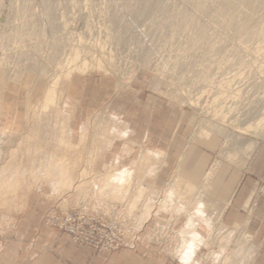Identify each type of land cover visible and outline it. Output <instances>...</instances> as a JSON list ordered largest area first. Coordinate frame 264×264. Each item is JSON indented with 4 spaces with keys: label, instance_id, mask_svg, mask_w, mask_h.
Here are the masks:
<instances>
[{
    "label": "rangeland",
    "instance_id": "rangeland-1",
    "mask_svg": "<svg viewBox=\"0 0 264 264\" xmlns=\"http://www.w3.org/2000/svg\"><path fill=\"white\" fill-rule=\"evenodd\" d=\"M81 62L87 71L70 74ZM53 79L56 95L39 112ZM147 100L185 111L181 151L199 150L197 135L214 145L207 171L264 162V127L259 135L243 129L264 117V0H0V231L30 196H40L39 221L28 226L56 231L99 257L141 246L155 248L157 264H190L194 251L204 249L197 260L208 252L207 230L198 227L200 236H193L203 223L190 200L200 189L181 178V191H166L172 174L154 187L162 153L134 141L126 117L112 111L116 103L132 104L136 118L148 119ZM101 101L107 109L94 108ZM69 215L82 217L80 232L105 234L121 246L75 242L57 225ZM173 222L172 233L184 232L182 252L163 247ZM239 242L246 252H232L230 264H248L259 251Z\"/></svg>",
    "mask_w": 264,
    "mask_h": 264
},
{
    "label": "crops",
    "instance_id": "crops-1",
    "mask_svg": "<svg viewBox=\"0 0 264 264\" xmlns=\"http://www.w3.org/2000/svg\"><path fill=\"white\" fill-rule=\"evenodd\" d=\"M147 102L146 105H151V109H145L150 114L148 119L136 118L137 108L132 104L116 103L112 111L126 117L128 125L131 124L133 127V135L138 134L134 141L162 153L163 164L153 182L154 187L158 188L173 173L183 152L181 149L185 147L187 140L185 138L187 120L182 109L169 107L160 101ZM138 103L142 104L141 101ZM96 105L94 108L99 110L108 107L103 101ZM135 119L139 120L138 123H135ZM159 126L161 130L157 129ZM137 127L143 129L139 130ZM194 141L201 148L187 149L186 153L183 152L185 155L181 166L184 182L189 187H198L202 183L211 159L208 149L214 147L198 135ZM206 196L214 206L210 212H223L225 221L231 225L247 220V230L259 246V251L251 264H264V162L250 168H240L230 163L221 164L208 185ZM40 201H42L40 196L33 199L30 196L23 209L8 218L5 229L0 231V264H157L153 247L137 246L134 251L120 250L99 257L89 248L74 247L67 236L56 231L31 228L28 226L29 222L39 221L41 209L37 204ZM198 227L201 229V224ZM49 249L52 253L47 252ZM160 263L174 264L170 260H163Z\"/></svg>",
    "mask_w": 264,
    "mask_h": 264
},
{
    "label": "bare ground",
    "instance_id": "bare-ground-1",
    "mask_svg": "<svg viewBox=\"0 0 264 264\" xmlns=\"http://www.w3.org/2000/svg\"><path fill=\"white\" fill-rule=\"evenodd\" d=\"M53 13V12H52ZM52 15V14H51ZM44 16V15H43ZM53 18V17H52ZM54 20H56V19H54ZM51 22V21H50ZM61 22V21H60ZM41 24V23H40ZM53 24V23H52ZM53 27V26H52ZM62 27V26H61ZM71 52V51H70ZM25 53V52H24ZM71 53H73V52H71ZM74 53H75V51H74ZM88 53V52H87ZM91 54V53H90ZM96 54V53H95ZM27 55V54H26ZM72 55V54H71ZM78 55V54H77ZM25 56V55H24ZM75 56V55H74ZM74 56L72 55V58H74ZM102 56V55H101ZM100 56V57H101ZM19 57H20V55H19ZM36 57V56H35ZM71 57V56H70ZM99 57V56H98ZM21 58V57H20ZM30 58V57H29ZM77 58V57H76ZM107 58V57H106ZM91 59V58H90ZM75 60V59H74ZM83 60V59H82ZM92 60V59H91ZM100 60V59H99ZM21 61V60H20ZM89 61V60H88ZM35 63V62H34ZM37 63V62H36ZM82 64H79L78 63V65L79 66H77V64H76V67H74L71 71H70V74H84L86 71H87V68H88V66L86 65V63H83V62H81ZM89 63V62H88ZM92 63V62H91ZM20 64V63H19ZM22 64V63H21ZM2 65H4V64H2ZM26 65V64H25ZM72 65V64H71ZM73 67V66H72ZM101 65H100V63L99 64H97L96 66H95V68L97 69V70H100L101 69ZM114 67V66H113ZM104 68V67H103ZM116 68V67H115ZM118 68V67H117ZM2 69V68H1ZM89 69H90V67H89ZM107 69V68H106ZM110 69V68H109ZM114 69V68H113ZM92 70V69H91ZM104 70V69H103ZM115 70V69H114ZM101 71V70H100ZM41 72V71H40ZM65 72H67V71H65ZM131 72V71H130ZM157 72V71H156ZM118 73V72H117ZM66 74V73H65ZM68 74V73H67ZM69 74V75H70ZM40 75V74H39ZM167 76V75H166ZM68 77H70V76H68ZM68 77H65L67 80H68ZM64 78V79H65ZM48 79V78H47ZM57 80V79H56ZM53 81H54V79H53ZM51 82V81H50ZM52 83V84H51ZM50 84V86L45 90V92H44V97H43V102H42V104H41V107L39 108V106H38V108L40 109L39 110V112L40 111H43V110H45L46 108H47V106H48V102L49 101H51V100H53L54 99V97H55V95H56V90H57V82L56 81H54V82H51ZM259 99V98H258ZM214 100V99H213ZM250 103V102H249ZM254 104V103H253ZM260 105V104H259ZM252 106V105H251ZM254 106V105H253ZM248 108V107H247ZM34 109H36L35 107H34ZM242 112V111H241ZM258 113V112H257ZM264 115V114H263ZM71 116V115H70ZM253 116V115H252ZM256 116V115H255ZM261 116V115H260ZM248 117V116H247ZM246 118V117H245ZM264 117H262L261 119H258V120H256V122H254L255 124L253 125L252 124V126L251 127H248L250 130H248L246 127L245 128H243L244 129V132L246 131H248V132H250V133H252V135L254 134V135H259L260 134V132H261V129L264 127V119H263ZM242 120H244V119H242ZM241 120V121H242ZM246 120V119H245ZM232 123V122H231ZM252 123V122H251ZM95 124V123H94ZM97 124V123H96ZM229 124V123H228ZM235 124V123H234ZM98 125V124H97ZM251 125V124H250ZM94 126H96V125H94ZM247 126V125H246ZM86 127V126H85ZM86 131V128L84 129V133L82 134L81 132H80V134L82 135H78L80 138H82L83 137V135H84V139H85V132ZM243 131V130H242ZM241 131V132H242ZM264 131V130H263ZM118 132V131H117ZM241 132H239V133H241ZM262 133V132H261ZM121 134V133H120ZM244 135V134H243ZM235 137V136H234ZM264 137V136H263ZM84 139H81L82 141H80L82 144L84 143L83 142V140ZM238 139V138H237ZM242 139V138H241ZM260 139H261V137H260ZM263 139V138H262ZM80 140V139H79ZM111 140H113V136L111 137ZM115 140V139H114ZM85 141V140H84ZM88 141V140H87ZM86 141V142H87ZM190 141V140H189ZM85 142V143H86ZM81 143H79V144H81ZM79 144H77V145H79ZM87 144V143H86ZM80 146V145H79ZM81 147H82V145H81ZM83 147H84V145H83ZM86 147V146H85ZM77 148H78V146H77ZM81 149H83V148H81ZM81 151V150H80ZM184 151V150H183ZM79 152V151H78ZM28 156H30L29 154H28ZM29 158V157H28ZM34 158V157H33ZM42 158V157H41ZM159 158V157H158ZM141 159V158H140ZM145 160V159H144ZM158 160V159H157ZM183 160H184V155L182 154L181 156H179V161H178V163H176L177 165H176V167H175V169L173 170V173H172V175L170 176V179L168 180V182L166 183V185L164 186V188L166 187V191H168V190H170L169 192H171L172 193V191L173 190H175V189H177V190H175V191H179L180 189H178V186L180 185L179 183H180V180H181V178L183 179V172H182V169H181V166H182V163H183ZM142 161V160H141ZM141 161H138V163L140 164L141 163ZM148 161H149V158H148ZM30 162V161H29ZM29 162H28V164H29ZM33 162H34V160H33ZM145 162V161H144ZM147 162V161H146ZM31 163H32V161H31ZM147 163H149V162H147ZM38 164V163H37ZM75 164V163H74ZM151 161H150V163L148 164V165H146V166H151ZM160 164H161V162H160ZM41 165V164H40ZM70 165L71 164H69L68 166L70 167ZM159 165V164H158ZM157 165V166H158ZM29 166H31V165H29ZM33 166V165H32ZM31 166V167H32ZM136 166V165H135ZM138 166V165H137ZM156 166V167H157ZM20 167V166H19ZM68 167V168H69ZM73 167V166H72ZM154 166H152V168H153ZM212 167H214L215 168V165L214 166H212ZM38 168V167H37ZM46 168H47V166H46ZM209 169V171H207V173L205 174V176H203L204 177V179H203V181H202V183H200L199 185H200V187H199V185H198V187H194L195 188V190H198V189H200V191H196V193L195 194H193V199L192 198H190V199H192V200H190V203L191 204H193V201L195 202L194 204H196L197 206H198V214H196V217H197V219H199V220H201V222L203 223V224H201V226L202 227H204L206 230H207V233H211V234H213L212 236L214 237V238H211V237H208V245H207V247L205 248V249H207L208 250V252L209 251H211L210 249H212L214 246H218L219 248H220V250H218V251H223L222 249H221V247L222 248H224V246L225 245H229V244H231V248L229 249V250H227V249H225L226 250V254H225V257H224V260H225V262L227 261V263L226 264H230V261H231V259H232V256H230V254L233 252H237V253H240V255L242 254L243 256H244V254H245V252L246 251H244L245 249L243 248V246H239L240 244H238V243H240L239 241H240V239L241 240H243V242L245 241L246 243H247V241H249L248 240V238H246V237H248L247 235H250V237H251V239L252 240H250L251 242H252V244L251 243H249L248 242V244L250 245V246H252L253 245V247L254 248H257V246H256V243L254 242V240H253V235H251L249 232H248V230H247V220L246 221H244V222H241V223H238V224H233V225H230V226H226V225H224L223 223H222V221H221V218H222V215H223V212H221V213H218V212H210L211 210H213V205L211 204V201L210 200H208L207 198L204 200V198H202L203 196H205L206 195V193H207V188H208V185H209V183L211 182V180H212V178H213V176H214V172L213 171H215L216 169ZM33 169V168H32ZM45 169V168H44ZM69 169H71V168H69ZM73 169H74V167H73ZM155 169V168H154ZM37 170V169H36ZM28 171H29V169H28ZM35 171V170H34ZM38 171V170H37ZM69 170H67V172H68ZM72 171V170H71ZM74 171V170H73ZM111 171V170H110ZM109 171V172H110ZM154 171V170H153ZM150 172H152V171H150ZM81 173V172H80ZM68 174L70 175V173L68 172ZM68 174H67V176H68ZM71 174H72V172H71ZM151 174H154V173H151ZM68 178V177H67ZM105 180H104V182H102L101 184H104L108 179V175H105L104 177H103ZM103 178H100V179H103ZM69 179H71V178H68V180ZM73 179V178H72ZM99 179V178H98ZM99 179V180H100ZM65 180H67V179H65ZM64 180V181H65ZM67 180V181H68ZM79 180V179H78ZM103 181V180H102ZM80 182V181H79ZM201 182V181H200ZM100 183V182H99ZM185 182H182V180H181V184H184ZM81 184V183H80ZM102 186V185H101ZM85 187V186H84ZM104 187V186H103ZM106 188V187H105ZM180 188V187H179ZM181 188L183 189V185L181 186ZM90 189V188H89ZM101 189V188H100ZM104 189V188H103ZM168 189V190H167ZM172 190V191H171ZM95 191V190H94ZM99 191V190H98ZM165 191V192H166ZM174 191V192H175ZM181 191V190H180ZM172 193V194H175V193ZM194 192V191H193ZM124 193V192H123ZM163 193H164V191H163ZM171 193H169V194H171ZM180 194H182L181 192H179ZM187 192H185V194H186ZM184 194V193H183ZM184 194V195H185ZM142 195H144V194H142ZM141 197V195L139 194V195H137V196H135L136 198L137 197ZM177 196H178V194H177ZM1 197V196H0ZM128 197V196H127ZM139 197V198H140ZM188 197V196H187ZM192 197V196H191ZM134 200V199H133ZM135 200H137V199H135ZM134 200V201H135ZM140 200V199H139ZM184 200V199H183ZM183 200H182V202H183ZM185 200H187V199H185ZM145 201V200H144ZM192 201V202H191ZM130 202V201H129ZM136 202V201H135ZM147 202H148V200H147ZM132 203H134V202H132ZM184 204H185V202H183ZM189 203V207L191 206V204ZM193 204V205H194ZM125 204H123V206H124ZM132 205V204H131ZM188 205V204H187ZM227 205V204H226ZM187 208V207H186ZM226 208V207H225ZM191 209V208H190ZM195 209V208H194ZM128 210H129V208H128ZM188 210H189V208H188ZM223 211H224V208H223ZM194 212V211H193ZM207 212H210L209 214L207 213ZM189 213V212H188ZM191 214V213H190ZM193 215H194V213H193ZM147 217V216H146ZM190 221V220H189ZM174 223L175 222H173L169 227H168V229H170L171 227H173L174 226ZM189 223V222H188ZM176 224V223H175ZM186 224L187 223H185L184 225H183V227H185L186 226ZM210 228H207V226ZM193 226V225H192ZM198 226L199 225H197V227L195 226V227H193V236L194 237H198V236H200V234H199V229H198ZM183 227H181L180 229H182ZM201 227V228H202ZM185 229V228H184ZM190 230V229H189ZM196 230V231H195ZM200 230H202V229H200ZM226 231H227V233H226ZM181 232V231H180ZM188 232V231H187ZM229 232V233H228ZM223 233H225V234H223ZM232 233H234V237H232ZM183 234H184V232H183ZM183 234H181V233H179V232H174V233H170V235H171V237H169L170 239L172 238L173 240H174V242H175V244L176 245H178L177 246V248H175V250H173V249H171V250H173L174 252L175 251H178V252H182L184 249H185V237L183 236ZM206 240H202V242L204 243ZM242 245L244 244V243H241ZM238 245V246H237ZM200 247V246H199ZM199 247H197V248H199ZM243 248V249H242ZM233 249V250H232ZM242 249V250H241ZM201 250H203V248L202 249H197L196 251H194L195 252V254L193 253V256L191 257V261H192V259H193V261H192V263H190V264H202V262L204 261V259L206 258V257H204L203 259H201V257L199 258V260H197L196 259V255L198 254V252L199 253H201ZM240 250H241V252H240ZM212 252L213 251H211V254H212ZM232 253V254H233ZM184 254V253H183ZM207 254H209V253H207ZM255 254V253H254ZM234 255V254H233ZM208 256V255H207ZM236 257H235V255L233 256V259H235ZM255 258V255H251L250 257H248V264H251L252 262H253V259ZM182 262V261H181ZM251 262V263H250Z\"/></svg>",
    "mask_w": 264,
    "mask_h": 264
},
{
    "label": "built area",
    "instance_id": "built-area-1",
    "mask_svg": "<svg viewBox=\"0 0 264 264\" xmlns=\"http://www.w3.org/2000/svg\"><path fill=\"white\" fill-rule=\"evenodd\" d=\"M81 218L82 217L78 218V217H73L72 215H69V217H67L65 220L66 221L65 224L60 223L57 225L60 228L65 229V231H67L73 237L74 241L79 243V244H87L89 246L95 247L97 249H102V250H109V249H114V248L117 249L118 247L121 246L118 243H115L113 240L107 238V235H105V234H102L100 237L97 234H95L94 231H88L86 233L80 232V229L78 226H76V223H78L80 220H82ZM173 231H176L175 225L173 227H171L170 229H168L166 231V233H168V232L171 233ZM226 233H227V231H226ZM223 234H225V233H223ZM212 235L213 234H211L210 232L207 234L208 237L214 238ZM247 236L250 237V235H247ZM167 237L168 236H166V238H165L163 247L167 248L168 251L170 249L175 250V248H177L178 245H176L174 241H171L169 239V237L168 238ZM248 240H249V238H248ZM247 242H251V241L249 240ZM231 247H232L231 244L225 245L224 248L222 249L225 252L224 255L216 258V257L211 256V251H213V252L218 251V250H220V248L218 246H214L212 249H210L211 251L206 252L205 254L201 255V259L206 257L204 259V261L202 262V264H226L227 261L225 262V260H224V257L226 254L225 249L228 248L227 250H229ZM173 250H172V252L171 251L170 252L173 253L174 252ZM203 250H201V252ZM207 253H209V254H207Z\"/></svg>",
    "mask_w": 264,
    "mask_h": 264
}]
</instances>
